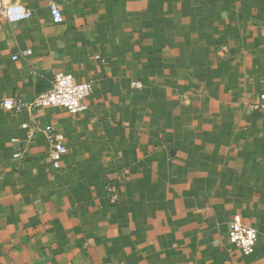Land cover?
I'll list each match as a JSON object with an SVG mask.
<instances>
[{"label": "crops", "instance_id": "1", "mask_svg": "<svg viewBox=\"0 0 264 264\" xmlns=\"http://www.w3.org/2000/svg\"><path fill=\"white\" fill-rule=\"evenodd\" d=\"M5 2L33 17L0 16V264H264V0ZM59 72L91 82L85 112L2 106Z\"/></svg>", "mask_w": 264, "mask_h": 264}, {"label": "built area", "instance_id": "2", "mask_svg": "<svg viewBox=\"0 0 264 264\" xmlns=\"http://www.w3.org/2000/svg\"><path fill=\"white\" fill-rule=\"evenodd\" d=\"M50 10L53 22L62 24L64 18L60 6L55 2H51ZM0 16L10 24H17L30 20L33 17V11L21 4H7L5 0H0ZM29 54H31V50L24 52L23 55L27 56ZM132 86L135 89H141L142 83L134 81ZM92 92L91 82L78 83L72 74L59 72L50 81V88L37 95L31 103H25L18 98H6L2 101V106L8 111H23L30 108H63L71 114H79L87 110V100ZM260 100L259 107L264 109V94L260 95ZM22 128L30 131L29 124H23ZM45 136L49 144L48 157L53 167L59 170L63 158L68 153L64 137L52 129H48ZM12 141L18 142V139ZM20 156V152L14 154L15 159ZM228 241L239 248L244 256H252L256 251L258 232L256 229L245 225L243 216L237 214L230 223Z\"/></svg>", "mask_w": 264, "mask_h": 264}]
</instances>
